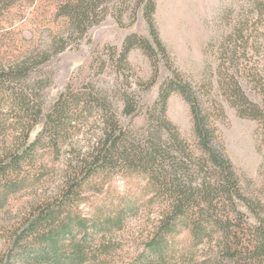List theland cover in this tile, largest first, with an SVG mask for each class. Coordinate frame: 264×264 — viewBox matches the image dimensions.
<instances>
[{"label": "trees", "instance_id": "trees-1", "mask_svg": "<svg viewBox=\"0 0 264 264\" xmlns=\"http://www.w3.org/2000/svg\"><path fill=\"white\" fill-rule=\"evenodd\" d=\"M16 1L0 0V17ZM112 2L58 0L54 20L61 27L48 46L0 60V210L12 196L57 177L11 233L0 264H213L211 255L195 258L207 243L219 260L264 264V188H251L226 151L217 125L223 104L208 103L175 65L157 26V0H136L133 15L141 9L147 35L127 34L88 67L110 65L122 80L72 78L55 98L46 96L52 74L41 66L53 54L108 15L123 25L124 10L112 12ZM248 2L224 38L217 84L238 116L256 121L264 175V69L253 61L264 40V0ZM135 48L151 60L147 81L130 78ZM162 68L169 74L148 104L138 90L157 85ZM175 93L189 106L190 137L168 116ZM140 115L145 123L132 127ZM144 211L153 218L143 247L121 261L113 236Z\"/></svg>", "mask_w": 264, "mask_h": 264}, {"label": "rangeland", "instance_id": "rangeland-1", "mask_svg": "<svg viewBox=\"0 0 264 264\" xmlns=\"http://www.w3.org/2000/svg\"><path fill=\"white\" fill-rule=\"evenodd\" d=\"M58 0H18L0 17V60L10 62L26 54L31 48H46L52 37L59 33L60 24L54 20L55 4ZM250 2V1H249ZM248 0H157L156 22L161 37L166 43L172 59L182 74L200 86L208 103L211 100L221 102L225 108V117L217 121L219 133L223 138L226 151L238 173L251 181V188H264V175L260 166L262 151L257 141V123L254 120L237 115L218 90L217 66L221 62L222 50L227 46L225 36L229 34L237 20L239 10L249 9ZM136 0H113L112 12L117 6L123 8V25H119L112 15H108L100 24L89 29L82 40L73 41L67 49L42 65L52 74V83L45 89L48 98H55L64 91L72 79L93 78L101 83H114L122 80L119 73L110 65L100 71L98 65L88 69L95 56L107 46L120 47L125 36L130 33L148 34V25L138 9L134 18ZM261 53L253 58L256 65L264 69V40L261 41ZM130 61L135 72L129 73L133 81H147L151 78L153 67L150 58L139 48L133 49ZM162 68L159 82L148 91L138 90L144 96V102L151 104L158 95L160 82L168 75ZM119 79V80H118ZM218 102V103H219ZM168 116L179 126L182 133L192 135V121L188 104L181 95L175 93L169 100ZM130 122V119L126 121ZM145 123V116L132 120V127ZM56 178H50L39 188L22 191L12 196L0 210V256L9 244L10 236L28 216L32 204L40 196L49 194ZM122 190V181L117 182ZM153 214L148 211L130 219L122 231L113 237L116 256L127 261L143 247L142 241L151 228ZM207 243L200 246L195 256L197 260L211 257L213 264H248L245 259L219 260L212 247Z\"/></svg>", "mask_w": 264, "mask_h": 264}]
</instances>
